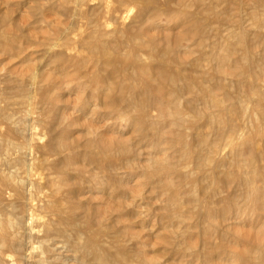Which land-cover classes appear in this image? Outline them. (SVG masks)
Instances as JSON below:
<instances>
[{
	"label": "bare ground",
	"instance_id": "6f19581e",
	"mask_svg": "<svg viewBox=\"0 0 264 264\" xmlns=\"http://www.w3.org/2000/svg\"><path fill=\"white\" fill-rule=\"evenodd\" d=\"M57 1L63 4L64 14L83 12L89 19L84 26L79 25L73 38L67 35L65 41L60 38L62 42L49 44L52 62L67 58L77 75L82 68L85 75L93 71L84 78L96 89L104 87L99 89L103 91V101H110V112L115 113L113 125L116 120H126L140 134L149 129L155 139L146 163L137 160L135 148L127 141L95 139V149L87 152V160L100 161L103 170L94 177L118 176L131 164L137 169L148 168L137 185L153 182L167 196L159 220L167 223L164 228L170 234L172 248L186 253L189 261H195L199 251L202 258L207 255L205 259H210L213 247L205 251L204 245L190 237L195 232L206 235L211 226L222 224L217 217L221 209L224 219L231 209L241 212L245 203L264 214V53L257 50L260 42L254 39L258 46L253 49L248 28L237 33L231 27L234 31L225 35L222 44L210 42L211 50L204 51L211 24L210 4L205 0ZM87 3L85 10L83 4ZM197 5L196 9L199 5L206 7L200 17L193 13ZM263 8L252 15L259 14L264 19ZM166 12L169 17L179 14L194 24L189 31L178 34L174 42L161 44L157 35L151 36L146 29ZM187 36L202 48L198 58L191 60L190 50L181 51L180 42ZM11 38L5 35V40L16 42ZM127 60L129 63H124ZM203 60L214 62L215 73L210 72L209 65L202 64ZM112 75L121 78L116 80ZM37 77V71H31L27 80L30 86L21 77L15 90L0 86V264H158V256H150L142 243V229L129 228L128 224L139 226V220L133 219L135 215L128 214L137 207L134 192L131 201L118 203L126 213L117 217L80 212V185L71 172L85 168L74 169L69 157L72 145L55 135L53 121L46 116L56 82L42 83ZM82 78L75 80L84 84ZM38 87L45 91L40 100L35 98ZM187 91L191 95L186 96ZM121 104L127 112L122 111ZM186 107L192 112H187ZM254 117L259 124L253 131L248 124L254 122ZM41 123L42 132L37 125ZM227 184H236L233 198L225 194ZM221 201H228V205ZM220 202L224 207L219 210ZM124 221L126 224L118 227ZM217 251L220 250H214ZM249 253L244 252L246 261L248 257L252 264H264L262 254Z\"/></svg>",
	"mask_w": 264,
	"mask_h": 264
},
{
	"label": "rangeland",
	"instance_id": "374dc122",
	"mask_svg": "<svg viewBox=\"0 0 264 264\" xmlns=\"http://www.w3.org/2000/svg\"><path fill=\"white\" fill-rule=\"evenodd\" d=\"M205 1L207 5L210 4L208 7L211 16L209 23L211 24L208 25L209 27L207 28V32H210L209 33L210 35H208L207 33L206 35L207 37L204 39L206 42L203 49L204 51H210L215 41L219 43V45L222 44L225 35L228 34L229 32L235 30L234 32L238 33L239 29L246 27L248 28V30L251 32L250 34L252 35V36L250 35L252 48L256 49V47L259 45L257 50H260L261 53H264V49L263 51L261 50L263 48L262 46H264L263 43L264 19L261 16H259V14L252 15V13L258 12V10L262 11L260 8H263L261 4H264L263 2L264 0L263 1L205 0ZM259 4H260V8H257L259 7ZM88 5L89 3L83 4L85 10L89 7ZM194 8L196 13L194 11L193 13L197 17L201 16L199 14H202L201 12H203L202 11L203 9H206V7H204L203 5L201 7L199 5V9H196L198 8V5L194 6ZM239 11H241V13ZM64 12L65 10L63 4H60L57 0L54 1L53 0H31V1L30 0H0V86H3L8 90H15L17 85L19 84V79L23 77L27 81L31 71H35V70L37 71L38 74L37 80L39 82L41 81L42 83H46L49 80L56 82L55 83L56 91L54 92L52 91L54 93V98L52 100V104L50 105L49 111L46 116H49L50 120L53 121L52 125L55 131L57 132L55 133V135H57L58 137L61 136L62 138L64 137V140L72 145L71 151L73 150L74 152L72 151L69 157L70 159H73V163L75 165L74 169L77 166L80 167L82 166V168H85L84 170L82 169L80 171L81 173L83 172L84 174L83 173L81 174L79 171L77 173L76 169L75 171L73 170L74 172L73 171L71 172V175L73 173L75 176V182H77V185L78 186L80 185L78 190L79 191L78 196L79 198H82L81 205L84 206L83 207L80 205L81 208V209L79 208L81 210L80 212L88 213L91 216L103 215L107 217H117L119 215L126 213L123 212L125 209L124 210L119 209L121 207L118 206V203L131 201L129 199L131 194L134 192L137 197L136 199L137 207L135 210H132L133 213H128V214H131L132 216L135 215L133 219L139 220L138 221L139 223L137 222L139 226L136 224L135 226L134 224L133 225L128 223L127 224L129 225V228H131L132 230L142 229L141 240L142 241L144 240L142 243L146 244L145 248L149 252V254H151L150 256H153V254L158 256V260L160 261L158 264H193V262L194 264H252L253 262L249 261L250 258L247 257L246 259L248 260L247 261L245 260L244 258L245 250H249L250 251L249 254H253L255 256L258 253H259L258 255L262 254V256H264V214L263 213L258 214V210L256 209L254 210L253 207L248 203L243 204V207L240 208L241 212H235L236 211L235 209L229 210V213L224 219L221 208L224 207L223 204L228 205V201H224V202L221 201L223 204L220 202L219 203L220 205H218L219 210L221 209V211L218 212L219 215H217V217H219L220 223L222 224H216L215 226H211L210 228L211 230L209 229V233L206 235L198 236L195 232V234L190 237L191 241L199 243V245H204L205 247L204 246L203 247L204 250L206 249L205 251H207L208 248L210 249V247H213L211 253L212 255L210 254L209 256L210 259H205L207 255L204 256V258H202L203 253L199 251L195 256L196 258H194L195 261L192 260L189 261L188 258L189 256H187L186 253L180 251L176 252L175 246L174 248H172L174 244L168 241L170 240V234L164 228L165 227L164 225L167 223L166 221L159 220L160 217L159 212L161 214L163 213L162 211H165L163 208L168 200L167 196L164 194V192H161V190L160 192L163 195L159 194L160 193L158 190L159 188L156 189L157 188L156 184L152 185L153 182L150 183L146 182L145 184L137 185V182L143 179L142 175L145 174V171L147 174L148 172L147 170H149L148 168L146 170H144L145 169L144 167L142 168L143 170L141 169V167L140 169H137L138 167H132V166H136L135 164H131L128 165V168H123V170L121 169L122 171L118 176L115 175L113 176L116 178L109 176L108 178L99 177L97 179L94 177L93 174H96L97 172H99L98 174H101L103 170L102 169L103 166L100 161L99 163L98 161L90 159L92 160L90 163V160H87L89 158L87 152H89L90 149L91 150L95 149V145H93L92 143L95 141V139H99L100 141L103 142H109L114 139H117L119 141H127L129 142V144L131 143L132 147L135 148L137 152L138 155L137 160L140 159L139 161L141 163H146L147 156H149L152 152V150H150L151 149L150 147L155 142V139L154 137H152L149 129L147 128H146L147 130L144 129L143 133L140 134L141 132H138V129L134 127L132 124L128 123L126 120L123 121L116 120L115 123L117 124L113 125L114 118L116 119V116L115 113H113L112 110H111L112 112H110L108 108L110 101L106 100V98L103 101L104 94H102L103 93L102 89H104V87L101 85L99 88L102 89L99 88L96 89L94 87L95 85L91 81L86 79L87 77L84 78L85 74L82 73V70L85 71V68H82L80 71V75H77L74 74L75 73L74 65H71L72 62L69 61L67 58L52 62V60L54 59H52L50 54L48 53L49 44L57 41L62 42V40L60 41V38L64 39L63 41H65L67 35L73 38L75 34L78 32L77 30L79 25L82 24L84 26L85 21H88L89 19L86 16V14L83 12L76 13L74 11H69L65 14ZM167 13L168 12L162 14L163 16L161 15L159 17L160 20L157 18V20L159 21L156 20L154 22L156 24L152 23V25H150L151 27L148 26V28L146 29L147 30L146 32L151 36L157 35V37L155 38H157L156 40H158L159 38L161 44H166V42H172V40L174 42V39L178 34H184L183 32L189 31L190 27L194 24V21L189 22L179 14H177L178 16L175 15V17L173 16L169 17ZM233 15L235 16L238 15V16L237 18H233L235 17ZM229 16L234 20L231 19ZM258 16L259 19H261L262 21L258 19ZM242 17L244 18L242 19ZM252 18L257 20H253ZM234 21L235 22L237 21V23H235ZM237 24H239V26ZM253 26L254 27L256 26L255 29H253ZM231 27L234 30L231 29ZM249 27H251L252 29L250 30ZM208 29L211 31H209ZM212 29H214L215 31ZM252 31L255 32L252 34ZM259 33L263 34V37H261L262 35L260 36ZM5 35H7L11 40H12L11 37H13V40L15 39L16 42H13L11 40L9 41L5 40ZM253 36L254 38L252 39ZM254 39L256 42L254 41ZM162 40L165 42H163ZM210 42L213 44H211ZM254 42L255 43L260 42V43L257 45L254 44ZM193 43H195L194 40L188 36L187 38L183 39L182 42H180V48L182 49V50L180 49L181 51L190 50L189 52H190L191 60L198 58L200 52H202V48L195 46V44ZM222 49L223 48H221V50ZM13 51L15 53H13ZM206 61L203 60L201 62L205 67H208L209 65L208 69L210 70V72L215 73L214 62L210 60H206ZM125 62L126 64H128L129 60L124 61V63ZM59 67L61 69H59ZM92 72H90L91 74L87 73L86 75L90 76L92 75ZM80 76L83 77L82 78L83 82L85 83L88 82L87 84L84 83L85 86L83 83L81 84L77 83L78 80H75V78L78 79V77ZM113 76L115 75H112V77ZM11 77L12 80L10 79ZM116 78L119 80L121 77H118L116 75L115 79ZM9 79L11 82L9 81ZM27 82H25L26 85L28 84L27 86H30L29 81ZM11 84L14 85L12 86ZM88 84L92 87L91 90L93 91L90 92L91 87ZM98 90L99 92H97ZM44 94L45 91L42 88L38 87L37 89H35V98L37 100L38 99L40 100ZM187 94L191 95L190 93H188V91L185 95L187 96ZM198 102L200 103V101ZM98 104H100L103 107H101ZM120 106H123L122 108L123 112H127V110L126 111L123 110L124 108L126 109L124 105L121 104ZM185 110L189 113L192 112V108L190 107H186ZM107 112L108 113L110 112L109 115L107 114ZM253 121H254L253 123L249 122L250 124H248L249 130L255 129L259 124L258 120L255 117ZM37 125L39 129L41 128L40 132H42L43 131L42 123ZM145 130L149 133V135L148 133H146ZM145 133L149 138H146ZM98 136H100V138H98ZM75 150L77 152H75ZM76 162H79L78 165ZM88 163L91 165H89ZM94 166H96V168H92ZM75 172L77 174H75ZM124 172H128L129 174L126 175V173ZM128 175L130 176L132 175L133 177L132 176L130 177ZM82 179L84 180L83 183H81L83 181ZM124 179L126 181L125 182L126 184L122 182V180ZM129 180L130 182L127 184V181ZM70 181L72 182V180ZM96 182L98 183L97 184L98 186L96 185ZM228 185L229 184H227V186ZM233 185L236 186V184H232L228 186L229 187L228 189L226 188L225 194L228 192V194H226L229 195L228 198L234 197L235 194L234 189L237 188L234 187ZM151 190H153V192H151ZM229 190L232 192L230 193ZM119 193L120 195L118 196ZM121 198L124 200L122 201ZM247 208H249L251 211H249V209ZM157 209L159 210L157 211ZM146 216L148 217L146 218ZM124 224H126V221H124L123 223H118L117 225L118 227H120L123 226ZM165 238L167 239L166 240L167 242L165 241L166 243L164 242ZM186 239L188 240V236L186 237ZM214 250L215 251L220 250V251H217L216 253L214 252ZM197 256L199 257L197 258ZM242 256L244 258V259L242 258V260L245 261H241Z\"/></svg>",
	"mask_w": 264,
	"mask_h": 264
}]
</instances>
